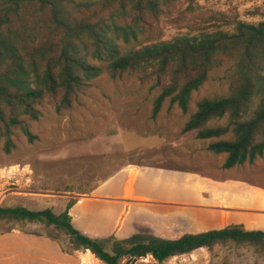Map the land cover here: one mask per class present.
Wrapping results in <instances>:
<instances>
[{"label":"trees","instance_id":"16d2710c","mask_svg":"<svg viewBox=\"0 0 264 264\" xmlns=\"http://www.w3.org/2000/svg\"><path fill=\"white\" fill-rule=\"evenodd\" d=\"M176 1L0 0L4 151L16 148L18 128L31 142L37 139L26 118L38 120L46 98L56 99L57 111L70 109L104 74L119 78L141 73L153 78L160 88L153 108L157 118L167 99L188 112L194 92L226 69L229 92L200 100L183 131H196L202 140L216 139L208 150L226 155V170L264 157V22L252 24L222 15L212 17L217 27L213 31L198 28L196 34L170 40L152 36L159 15ZM221 120L226 123L220 124ZM69 209L58 215L51 208L0 207V218L53 225L70 237L76 249L91 250L103 264L134 259L164 263L228 243L264 249V230H248L242 224L180 238H164L152 231H137L127 238H92L74 227Z\"/></svg>","mask_w":264,"mask_h":264},{"label":"rangeland","instance_id":"374dc122","mask_svg":"<svg viewBox=\"0 0 264 264\" xmlns=\"http://www.w3.org/2000/svg\"><path fill=\"white\" fill-rule=\"evenodd\" d=\"M222 15L252 24L264 22V0H177L159 15L152 36L170 40L196 34L198 28L213 31L217 27L212 17ZM223 29L232 30V26ZM228 77L226 69L217 71L194 92L188 112L167 99L157 118H153V108L160 88L153 78L141 73L119 78L104 74L92 81L72 108L61 112L56 109L55 98H46L40 105L41 117L26 118L37 136L35 141L18 128L14 133L16 148L6 153L0 135V207L57 208L55 213L61 214L60 209L73 203L67 198L70 191L88 193L122 166L148 163L194 172L208 178V183L190 202L159 208L156 219L135 218V232L180 238L232 224L264 230V157L254 164L226 170V155L208 150L216 139L202 140L196 131H183L200 100L229 92ZM21 232L55 239L64 252L76 248L70 237L53 225L0 218V238ZM93 259L87 253L83 256L86 264H93ZM138 264H264V249L228 243L164 263Z\"/></svg>","mask_w":264,"mask_h":264},{"label":"crops","instance_id":"0c3cea01","mask_svg":"<svg viewBox=\"0 0 264 264\" xmlns=\"http://www.w3.org/2000/svg\"><path fill=\"white\" fill-rule=\"evenodd\" d=\"M207 183L208 178L194 172L148 163L128 164L100 180L88 193L70 191L67 198L73 203L67 205L74 227L92 238L121 233L131 236L135 218L156 219L159 208L190 202ZM68 206L60 210L64 212ZM9 236L12 238H0V264H86L83 256L92 254L89 249L76 248L64 252L55 239L42 235L21 232ZM92 255L93 264H103Z\"/></svg>","mask_w":264,"mask_h":264},{"label":"water","instance_id":"95a60500","mask_svg":"<svg viewBox=\"0 0 264 264\" xmlns=\"http://www.w3.org/2000/svg\"><path fill=\"white\" fill-rule=\"evenodd\" d=\"M137 262H138V259H134L133 262L127 261L125 264H135V263H137Z\"/></svg>","mask_w":264,"mask_h":264}]
</instances>
